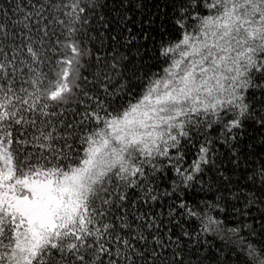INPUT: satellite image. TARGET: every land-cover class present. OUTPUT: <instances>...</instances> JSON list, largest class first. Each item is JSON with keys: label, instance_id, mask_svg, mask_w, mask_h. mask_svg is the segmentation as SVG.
<instances>
[{"label": "snow or ice", "instance_id": "1", "mask_svg": "<svg viewBox=\"0 0 264 264\" xmlns=\"http://www.w3.org/2000/svg\"><path fill=\"white\" fill-rule=\"evenodd\" d=\"M0 264H264V0H0Z\"/></svg>", "mask_w": 264, "mask_h": 264}]
</instances>
